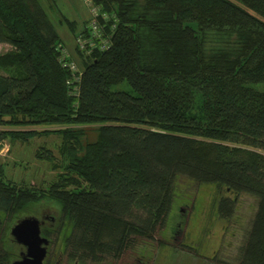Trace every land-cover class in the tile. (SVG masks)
Listing matches in <instances>:
<instances>
[{
	"label": "trees",
	"instance_id": "16d2710c",
	"mask_svg": "<svg viewBox=\"0 0 264 264\" xmlns=\"http://www.w3.org/2000/svg\"><path fill=\"white\" fill-rule=\"evenodd\" d=\"M91 1L100 37L87 54L76 44L75 85L40 2L0 0V146L54 134L62 159L43 190L0 174V212L55 204L65 233L42 235L73 264H101L152 239L186 178L256 200L237 264H264V0ZM233 204L219 198L220 215ZM10 256L0 247V264Z\"/></svg>",
	"mask_w": 264,
	"mask_h": 264
},
{
	"label": "rangeland",
	"instance_id": "374dc122",
	"mask_svg": "<svg viewBox=\"0 0 264 264\" xmlns=\"http://www.w3.org/2000/svg\"><path fill=\"white\" fill-rule=\"evenodd\" d=\"M38 1L59 34L62 47L80 69V61L75 56L74 48L79 37L83 38L79 34L93 20L91 11L96 5L91 0V4L84 0ZM63 19L74 22L72 30ZM8 49L7 45L0 44V52ZM258 88L264 90V85H259ZM113 91L131 92V89L126 83H122L113 87ZM86 131V139L92 141L95 138L93 127L86 128ZM60 141V137L54 134L34 137L25 142L5 140L0 146L2 179L35 190L47 189L62 171V159L58 151ZM42 148L51 154L49 159L37 157ZM223 196L234 200L228 218L222 217L218 211V201ZM256 206V200L246 194L234 197L224 191L218 192L213 185H200L181 178L177 182L174 201L165 223L153 233L152 239L134 237L117 260L106 258L101 264H132L137 257L141 258L143 264H237ZM37 207L49 215L58 216L57 206L45 201L9 218L0 212V247L14 253L9 260H16L21 251V246L9 234L10 228L19 218L35 212ZM177 224L181 234L172 238L170 232ZM55 248L59 249L49 247L48 260L54 255ZM59 253L61 264H73ZM77 264L93 263L87 261Z\"/></svg>",
	"mask_w": 264,
	"mask_h": 264
},
{
	"label": "water",
	"instance_id": "95a60500",
	"mask_svg": "<svg viewBox=\"0 0 264 264\" xmlns=\"http://www.w3.org/2000/svg\"><path fill=\"white\" fill-rule=\"evenodd\" d=\"M13 241L23 249L10 264H43L49 240L40 234L39 220L27 216L16 221L10 229Z\"/></svg>",
	"mask_w": 264,
	"mask_h": 264
},
{
	"label": "flooded vegetation",
	"instance_id": "af4514ba",
	"mask_svg": "<svg viewBox=\"0 0 264 264\" xmlns=\"http://www.w3.org/2000/svg\"><path fill=\"white\" fill-rule=\"evenodd\" d=\"M34 210H36V211L30 215H27V216H33L39 220L40 234L42 237H45L42 234H58V236L61 237L65 233L64 232L65 228L62 225V223H60V221L58 220V216L49 215L46 211H44L43 209H39L38 207L35 208ZM179 211L183 212V209L179 208ZM27 216H24V217H27ZM24 217H22V218H24ZM9 234H10V231H9ZM170 234H171L172 238H174L175 235L181 234V231H180L178 224L174 226V230H172L170 232ZM50 246H52V245L50 244V241H49V246L47 248V254H46V257L44 259L43 264H61L60 256H59V254H60L59 252H61V248H59V249L55 248L54 255L52 257H50L49 260L47 259L49 256V247ZM125 249L123 250V252H125ZM22 250L23 249L21 248V251L19 252V254L22 252ZM19 254H18V258H19ZM132 264H143V262L141 261V258L137 257Z\"/></svg>",
	"mask_w": 264,
	"mask_h": 264
},
{
	"label": "built area",
	"instance_id": "2783aa9c",
	"mask_svg": "<svg viewBox=\"0 0 264 264\" xmlns=\"http://www.w3.org/2000/svg\"><path fill=\"white\" fill-rule=\"evenodd\" d=\"M90 2V0H84V2ZM92 16H93V20L89 23V27H90V33H91V37L90 38H80L77 40V46L79 47L80 50H84V54H87L89 52L88 48L92 46L93 40L96 37H100V30L98 28V22L96 21V17L98 15V8L96 7L95 9H93L91 11ZM101 45L100 47L103 48L105 45L104 41H101ZM57 51H58V58H59V62L61 64L62 67L66 68L70 75H71V80L69 81V84L74 83L75 85H77L79 83V79L81 76V72L80 70L77 68L76 64L72 61L68 60L69 54L68 52L62 47V45H59L56 47ZM75 90V94L77 92V88L74 87Z\"/></svg>",
	"mask_w": 264,
	"mask_h": 264
}]
</instances>
